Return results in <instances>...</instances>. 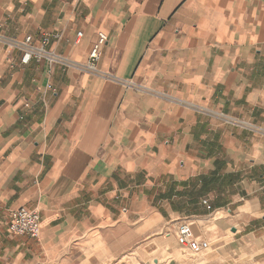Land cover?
Segmentation results:
<instances>
[{
	"label": "crops",
	"instance_id": "0c3cea01",
	"mask_svg": "<svg viewBox=\"0 0 264 264\" xmlns=\"http://www.w3.org/2000/svg\"><path fill=\"white\" fill-rule=\"evenodd\" d=\"M98 32L119 81L0 42V264L171 251L181 221L209 247L155 264H264V0H0L1 35L79 63Z\"/></svg>",
	"mask_w": 264,
	"mask_h": 264
},
{
	"label": "built area",
	"instance_id": "2783aa9c",
	"mask_svg": "<svg viewBox=\"0 0 264 264\" xmlns=\"http://www.w3.org/2000/svg\"><path fill=\"white\" fill-rule=\"evenodd\" d=\"M78 35H81V33L79 32ZM51 37L57 38L59 37V35L57 33H46L39 43H34L30 35L25 36L22 40H14L0 34V42L5 43L7 48H17L21 50L22 64H28L31 60L34 59L36 61H44L49 66L58 65L62 69L72 67L78 70L96 73L105 78H110L117 81L120 80L103 71L98 70L95 66L96 61L101 56L102 48L107 41V35L104 32L97 33V39L93 43L89 51L88 60L86 63L73 61L66 56L47 49L46 44ZM235 123L239 124V121H235ZM201 203L207 209L211 208L206 199H202ZM9 231L13 235H28L31 237H37L41 232V221L39 213L36 210H31L25 207L17 208L12 212ZM175 236L181 246L193 252L205 250L209 247L207 241L196 240L194 238L190 225L185 221H181L177 224L175 228Z\"/></svg>",
	"mask_w": 264,
	"mask_h": 264
},
{
	"label": "rangeland",
	"instance_id": "374dc122",
	"mask_svg": "<svg viewBox=\"0 0 264 264\" xmlns=\"http://www.w3.org/2000/svg\"><path fill=\"white\" fill-rule=\"evenodd\" d=\"M162 241L164 242L162 248H165L166 245L167 249L169 248L171 249V251L163 250L160 253L142 252L138 257L125 254L124 257H120V259L117 261L110 260L108 264H155V262H160L162 260H173L174 262H176L181 260H190L193 258L194 254L183 248L178 243L176 237L172 236L171 239H168L164 235H162ZM170 243H172L171 248L169 246Z\"/></svg>",
	"mask_w": 264,
	"mask_h": 264
}]
</instances>
